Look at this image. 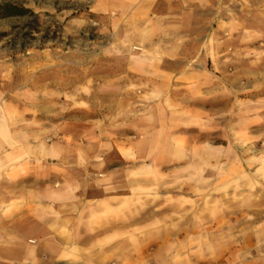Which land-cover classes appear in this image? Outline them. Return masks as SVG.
<instances>
[{"label": "rangeland", "instance_id": "rangeland-1", "mask_svg": "<svg viewBox=\"0 0 264 264\" xmlns=\"http://www.w3.org/2000/svg\"><path fill=\"white\" fill-rule=\"evenodd\" d=\"M3 3L27 12L0 17V132L10 122L35 154L67 143L73 189L135 212L136 259L110 264H264V21L174 62L87 3ZM162 238L169 261L152 255Z\"/></svg>", "mask_w": 264, "mask_h": 264}, {"label": "crops", "instance_id": "crops-1", "mask_svg": "<svg viewBox=\"0 0 264 264\" xmlns=\"http://www.w3.org/2000/svg\"><path fill=\"white\" fill-rule=\"evenodd\" d=\"M73 1L87 3L101 21L113 26L116 36L129 37L131 44L151 47L174 62L184 61L187 46L200 52L203 43L227 25L246 29L249 22L264 21V0ZM39 111L41 116L49 112L44 105ZM12 128L4 123L0 132V264L135 260V212L123 210L108 197L91 198L88 191L73 189V161L58 158V150L68 148L67 143L40 144L35 154L33 144ZM27 224L41 231L27 237ZM162 239L152 255L160 253L169 261L170 242ZM122 245L130 253L123 254ZM179 255V260L184 258L182 252Z\"/></svg>", "mask_w": 264, "mask_h": 264}, {"label": "trees", "instance_id": "trees-1", "mask_svg": "<svg viewBox=\"0 0 264 264\" xmlns=\"http://www.w3.org/2000/svg\"><path fill=\"white\" fill-rule=\"evenodd\" d=\"M0 17H6L10 15H20L27 12L26 9L17 7L13 4L3 3L0 4Z\"/></svg>", "mask_w": 264, "mask_h": 264}]
</instances>
